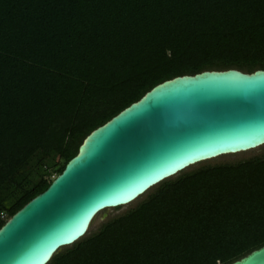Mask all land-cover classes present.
Wrapping results in <instances>:
<instances>
[{"label":"trees","instance_id":"1","mask_svg":"<svg viewBox=\"0 0 264 264\" xmlns=\"http://www.w3.org/2000/svg\"><path fill=\"white\" fill-rule=\"evenodd\" d=\"M264 70V0H0V227L162 81ZM264 245V154L162 181L47 264H230Z\"/></svg>","mask_w":264,"mask_h":264},{"label":"water","instance_id":"2","mask_svg":"<svg viewBox=\"0 0 264 264\" xmlns=\"http://www.w3.org/2000/svg\"><path fill=\"white\" fill-rule=\"evenodd\" d=\"M264 145V70L182 75L92 130L39 194L0 227V264H47L93 219L162 181ZM230 264H264V245Z\"/></svg>","mask_w":264,"mask_h":264},{"label":"rangeland","instance_id":"3","mask_svg":"<svg viewBox=\"0 0 264 264\" xmlns=\"http://www.w3.org/2000/svg\"><path fill=\"white\" fill-rule=\"evenodd\" d=\"M262 154H264V145L259 147V148H257V149H254V150H251V151H248V152H245V153H239V154H234V155H226V156L218 157V158L213 159L211 161L199 163V164H196V165L186 169L185 171H187V170L189 171L191 169L197 168V167H199V166H201L203 164L231 163V162H235V161H238V160L247 159V158H250V157H253V156H259V155H262ZM146 193H144L141 197H139L138 199H136L134 202L130 203L129 205H126L124 207H119V208H116V209L106 210V211L103 212V214H104L103 216H101V213H99L93 219L91 225L88 228V231H87L86 235L95 232L98 229V227L102 223H104L105 221H107V220H109V219H111L113 217H116L118 215H121L124 212H126L127 210H129L132 207H134V205L138 201H140L145 196Z\"/></svg>","mask_w":264,"mask_h":264}]
</instances>
